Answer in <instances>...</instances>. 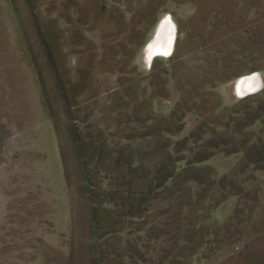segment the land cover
<instances>
[{
	"label": "rangeland",
	"instance_id": "374dc122",
	"mask_svg": "<svg viewBox=\"0 0 264 264\" xmlns=\"http://www.w3.org/2000/svg\"><path fill=\"white\" fill-rule=\"evenodd\" d=\"M166 20L177 29L173 51L151 57ZM253 74L263 77L258 92L264 0H0V264H99L100 243L105 264H119L116 252L130 239L138 244L130 234L137 228L96 232L94 218H107L99 208L109 207L110 173L98 171L90 135L142 134L184 110L182 136L200 121L213 137L234 136L225 111L248 105L254 93L237 89ZM241 159L219 154L206 165L229 174ZM237 206L231 197L213 220L224 223ZM251 227L248 246L228 245L194 264L263 259L264 231L251 243ZM149 229L138 249L158 261L169 237Z\"/></svg>",
	"mask_w": 264,
	"mask_h": 264
},
{
	"label": "trees",
	"instance_id": "16d2710c",
	"mask_svg": "<svg viewBox=\"0 0 264 264\" xmlns=\"http://www.w3.org/2000/svg\"><path fill=\"white\" fill-rule=\"evenodd\" d=\"M185 113L175 111L159 127L142 134L113 133L106 138L103 131L89 137L98 171L110 173L109 194L103 195L109 199V207L103 209L101 203L99 208L107 218H94L96 232L102 227L114 233L126 226L137 228L130 234H138V244L130 239L128 249L115 251L119 264H194L196 257L208 260L228 245L248 246L244 238L247 225L255 231L249 237L251 243L264 231V199L260 196L264 178L257 175L264 172V89L255 92L247 106L225 111L226 127L233 129L234 136L219 133L213 137L201 121L189 135L182 136ZM148 121L144 119L143 123ZM259 123L261 128L253 130ZM236 135L241 137L237 139ZM112 138L118 140L117 144H110ZM140 139L150 143L142 147L135 141ZM104 153L109 158L102 162L99 159ZM219 154H241L242 159L233 172L221 175L206 165ZM86 170L89 172V167ZM88 181L93 182L90 178ZM97 185L93 183L92 190ZM90 195L95 204L96 192ZM231 197L238 198V206L224 223L215 222L216 210ZM147 226L155 238L169 237L171 248L158 261L148 259L138 249L140 242L148 240L142 237V229ZM102 247L103 243L97 246L99 264H105ZM168 257L172 258L170 262ZM247 264H264V258H250Z\"/></svg>",
	"mask_w": 264,
	"mask_h": 264
},
{
	"label": "bare ground",
	"instance_id": "6f19581e",
	"mask_svg": "<svg viewBox=\"0 0 264 264\" xmlns=\"http://www.w3.org/2000/svg\"><path fill=\"white\" fill-rule=\"evenodd\" d=\"M176 33L177 29L174 22L166 20L157 34V41L150 47V56L170 55L175 45ZM252 76L243 78L241 81H244V83L239 82L237 90L241 95L254 93L258 89L259 81L258 79H251ZM256 76L258 77V75Z\"/></svg>",
	"mask_w": 264,
	"mask_h": 264
},
{
	"label": "water",
	"instance_id": "95a60500",
	"mask_svg": "<svg viewBox=\"0 0 264 264\" xmlns=\"http://www.w3.org/2000/svg\"><path fill=\"white\" fill-rule=\"evenodd\" d=\"M172 47H173V45H172ZM253 75H254V74H253ZM256 75H258V74H256ZM257 79H258V81H259V87H260V86H261V78H260L259 75H258V78H257ZM259 87H258L257 90H259ZM257 90H256V91H257ZM256 91H255V92H256ZM255 92H254V93H255ZM250 94H252V93H250Z\"/></svg>",
	"mask_w": 264,
	"mask_h": 264
},
{
	"label": "clouds",
	"instance_id": "9594fccd",
	"mask_svg": "<svg viewBox=\"0 0 264 264\" xmlns=\"http://www.w3.org/2000/svg\"><path fill=\"white\" fill-rule=\"evenodd\" d=\"M258 77L256 75L252 76L251 79L255 80L257 79ZM241 83H244V81H241Z\"/></svg>",
	"mask_w": 264,
	"mask_h": 264
},
{
	"label": "crops",
	"instance_id": "0c3cea01",
	"mask_svg": "<svg viewBox=\"0 0 264 264\" xmlns=\"http://www.w3.org/2000/svg\"><path fill=\"white\" fill-rule=\"evenodd\" d=\"M260 78H261V83H262V81H263V77L261 76V74H260ZM215 159V158H214ZM260 173H264V172H260ZM260 176V175H259Z\"/></svg>",
	"mask_w": 264,
	"mask_h": 264
}]
</instances>
